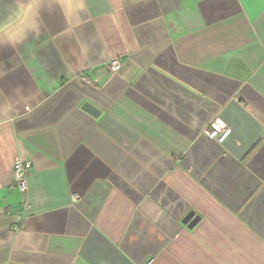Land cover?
<instances>
[{
	"label": "crops",
	"instance_id": "0c3cea01",
	"mask_svg": "<svg viewBox=\"0 0 264 264\" xmlns=\"http://www.w3.org/2000/svg\"><path fill=\"white\" fill-rule=\"evenodd\" d=\"M148 263L264 264V0H0V264Z\"/></svg>",
	"mask_w": 264,
	"mask_h": 264
},
{
	"label": "built area",
	"instance_id": "2783aa9c",
	"mask_svg": "<svg viewBox=\"0 0 264 264\" xmlns=\"http://www.w3.org/2000/svg\"><path fill=\"white\" fill-rule=\"evenodd\" d=\"M122 68V62L119 59L112 60L109 65V70L112 73H117ZM208 136L211 138H216L219 142H223L226 137L231 133V130H227L225 124L220 120H214L207 132ZM32 170V163L30 161L18 158L14 164V187L23 194L28 192V176ZM26 206V205H25ZM28 206V205H27ZM150 264V263H148Z\"/></svg>",
	"mask_w": 264,
	"mask_h": 264
},
{
	"label": "water",
	"instance_id": "95a60500",
	"mask_svg": "<svg viewBox=\"0 0 264 264\" xmlns=\"http://www.w3.org/2000/svg\"><path fill=\"white\" fill-rule=\"evenodd\" d=\"M83 109L88 113L92 114L93 116H98V114L100 113L97 108H95L89 103L85 104L83 106ZM199 221L200 218L196 216L195 212H190L183 220V224L188 226L189 229H193L198 224Z\"/></svg>",
	"mask_w": 264,
	"mask_h": 264
},
{
	"label": "snow or ice",
	"instance_id": "6c2138e0",
	"mask_svg": "<svg viewBox=\"0 0 264 264\" xmlns=\"http://www.w3.org/2000/svg\"><path fill=\"white\" fill-rule=\"evenodd\" d=\"M241 3H246V0H241Z\"/></svg>",
	"mask_w": 264,
	"mask_h": 264
}]
</instances>
